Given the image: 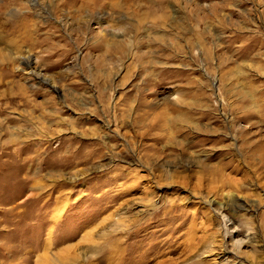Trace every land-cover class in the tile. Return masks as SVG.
I'll use <instances>...</instances> for the list:
<instances>
[{
    "label": "rangeland",
    "instance_id": "1",
    "mask_svg": "<svg viewBox=\"0 0 264 264\" xmlns=\"http://www.w3.org/2000/svg\"><path fill=\"white\" fill-rule=\"evenodd\" d=\"M263 157L264 0H0V264H264Z\"/></svg>",
    "mask_w": 264,
    "mask_h": 264
},
{
    "label": "bare ground",
    "instance_id": "2",
    "mask_svg": "<svg viewBox=\"0 0 264 264\" xmlns=\"http://www.w3.org/2000/svg\"><path fill=\"white\" fill-rule=\"evenodd\" d=\"M67 1H68V0H67ZM90 2H91V1H90ZM62 5H63V3H62ZM20 24L22 25V27H24V24H23V22H22V23H20ZM28 35H29V34H28ZM27 66H28V68H29V66H30V65H27ZM28 71H29V69H28ZM31 71H35V72H34V73H35V75H37V77L39 76V74L37 73V71H36V70L32 69ZM31 71H30V73H32ZM40 75H41V74H40ZM41 79H42V78H41ZM42 81H45V80H44V79H42ZM263 158H264V157H263ZM263 161H264V160H263Z\"/></svg>",
    "mask_w": 264,
    "mask_h": 264
}]
</instances>
